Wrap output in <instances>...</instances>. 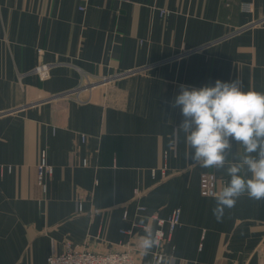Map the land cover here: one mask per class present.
<instances>
[{"label": "crops", "instance_id": "crops-1", "mask_svg": "<svg viewBox=\"0 0 264 264\" xmlns=\"http://www.w3.org/2000/svg\"><path fill=\"white\" fill-rule=\"evenodd\" d=\"M84 80L90 93L63 95ZM216 80L264 92V0H0V264H47L66 241L116 248L138 202L161 216L181 208L164 245L173 264H264V200L241 196L218 222L199 178L227 184L226 168L187 158L175 129L179 85ZM41 148L54 166L45 191Z\"/></svg>", "mask_w": 264, "mask_h": 264}, {"label": "clouds", "instance_id": "clouds-1", "mask_svg": "<svg viewBox=\"0 0 264 264\" xmlns=\"http://www.w3.org/2000/svg\"><path fill=\"white\" fill-rule=\"evenodd\" d=\"M179 89L171 107L181 110L183 120L175 129L185 134L186 157L202 168H226L230 177L221 190L212 193L216 220L222 221L225 209L235 207L241 196L264 200V92L243 91L237 81L220 80L214 86L181 84ZM232 141L239 148L230 159ZM139 223L144 234L136 248L147 257L160 247V233L143 218ZM152 264H173V257L162 254Z\"/></svg>", "mask_w": 264, "mask_h": 264}, {"label": "built area", "instance_id": "built-area-1", "mask_svg": "<svg viewBox=\"0 0 264 264\" xmlns=\"http://www.w3.org/2000/svg\"><path fill=\"white\" fill-rule=\"evenodd\" d=\"M244 10H251L250 3L243 4ZM84 9V7H81ZM162 15L168 14L166 9L161 10ZM33 72L38 75L41 80H46L51 76V65L49 63H40L36 65ZM108 79L103 77L99 80L105 82ZM93 82L90 81L89 85H85L83 88L93 86ZM86 87V88H87ZM82 140H85L86 136H81ZM82 163L87 165L88 159L83 158ZM54 173V166L49 161V153L47 148H41L39 151V160L37 164V182L44 190L47 189L48 178ZM226 185V181L217 177L213 172L205 171L200 174L199 188L201 195L205 197H213L212 193L221 190ZM135 199H139L142 195L139 189H135ZM80 210H82V203L78 204ZM130 212L126 207L123 211V217L129 218ZM145 217V223L154 225L155 229L160 233V247L153 250L154 259L162 254H166L164 251V245L171 240L172 235L176 228L181 223L182 210L180 207H175L168 215L161 216L157 212H149L145 204L138 202L136 206V213L132 219L130 227L121 228L120 233L127 236V241H121L117 243V247L99 251L82 247L79 244H73L71 241H66L62 250L55 251L49 254L47 258V264H139V250L136 248L139 236L143 235L142 227L139 223L140 217Z\"/></svg>", "mask_w": 264, "mask_h": 264}, {"label": "rangeland", "instance_id": "rangeland-1", "mask_svg": "<svg viewBox=\"0 0 264 264\" xmlns=\"http://www.w3.org/2000/svg\"><path fill=\"white\" fill-rule=\"evenodd\" d=\"M108 81V80H107ZM84 82H86L85 84H81V85H79L78 86V88L77 89H75L73 92H71V93H69V92H65V94H63V95H66V94H68V95H73L74 97H79V98H81V97H83L84 95H86L85 93H87V91H89L88 93H90V91H91V89H93V88H91V87H85V88H83L85 85H87V83H90V81H86V80H84ZM106 82V81H105ZM89 85V84H88ZM82 91H86V92H82ZM71 97V96H70ZM38 183V182H37ZM41 188L43 189V187L41 186ZM44 190V189H43ZM45 191V190H44ZM118 248V247H117ZM99 251H105V250H99Z\"/></svg>", "mask_w": 264, "mask_h": 264}]
</instances>
